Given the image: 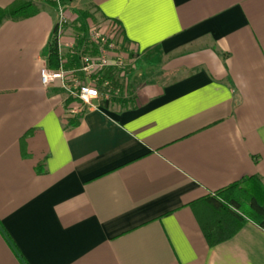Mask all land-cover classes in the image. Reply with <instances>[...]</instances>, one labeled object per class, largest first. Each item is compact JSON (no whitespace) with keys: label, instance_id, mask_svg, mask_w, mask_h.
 I'll list each match as a JSON object with an SVG mask.
<instances>
[{"label":"crops","instance_id":"obj_1","mask_svg":"<svg viewBox=\"0 0 264 264\" xmlns=\"http://www.w3.org/2000/svg\"><path fill=\"white\" fill-rule=\"evenodd\" d=\"M65 3L117 22L133 53L157 49L164 72L67 119L40 82L57 11L0 26V264H264V219L214 246L203 231L219 221L204 199L264 186V0Z\"/></svg>","mask_w":264,"mask_h":264},{"label":"built area","instance_id":"obj_2","mask_svg":"<svg viewBox=\"0 0 264 264\" xmlns=\"http://www.w3.org/2000/svg\"><path fill=\"white\" fill-rule=\"evenodd\" d=\"M46 1L55 4L58 14L55 46L60 63L57 69L43 67L40 71V82L45 88L57 85L61 89L67 103L65 109L67 119L81 117L87 111L96 110L95 101L109 100L119 92L113 90L109 80L103 76L108 70L124 74L128 66L126 57L119 51L121 45L118 46L119 42L122 43L121 29L117 23L109 21L106 22V29L94 30L88 38V45L96 46L95 53L72 50L71 55L78 56L79 65L66 69L63 67L64 56L60 39L68 20V8L65 0ZM126 50L131 54V49Z\"/></svg>","mask_w":264,"mask_h":264},{"label":"trees","instance_id":"obj_3","mask_svg":"<svg viewBox=\"0 0 264 264\" xmlns=\"http://www.w3.org/2000/svg\"><path fill=\"white\" fill-rule=\"evenodd\" d=\"M48 4L55 7V4L52 2H48ZM37 13L38 9L34 3L27 2L25 0H16L7 8L0 9V26L6 21L18 22L27 18H31ZM79 16L80 21H78ZM91 18L92 16L89 13H80L77 16V19L74 21V23L78 21V24L77 26L74 25L73 31L76 34L85 32V21ZM109 21L111 20H106V22ZM55 33L56 26L53 31L51 44L49 45L50 55L56 58ZM81 40H76L75 44L82 53H95L96 46L86 45L85 40ZM54 60L57 61L56 65L50 64L49 62L51 69H57L59 66L60 59L57 60L56 58ZM63 60V67L66 69L76 67L79 64L78 56L76 54L70 57L64 56ZM103 78L109 80L113 90H123V86L120 84L114 71H106ZM114 98L117 99L116 96ZM229 188H233L238 191L240 194L239 198L241 199L233 198V200L226 202L224 200H216L212 197H207L204 199V203L207 204L208 207H211L210 211L214 214L215 218L219 220L216 221L214 225H209V228L203 229L209 246H214L220 241L231 237L237 232L238 229H240L244 223V215H242L241 211H243V214L246 216H249V218L264 219V186L261 184L259 179L254 177L243 178L240 181L234 183ZM225 230H227V232H225Z\"/></svg>","mask_w":264,"mask_h":264},{"label":"rangeland","instance_id":"obj_4","mask_svg":"<svg viewBox=\"0 0 264 264\" xmlns=\"http://www.w3.org/2000/svg\"><path fill=\"white\" fill-rule=\"evenodd\" d=\"M31 1L36 7L42 6L43 4L48 6V1L46 0ZM80 13H82V11L72 12L71 9L68 8V20L66 23V26L68 27L66 29V34L69 37L72 36L75 41L83 39L81 41L85 40L86 45H88V38L90 34L94 30L100 28L103 30L106 29V21L95 19L94 17L87 19L85 21L86 31L76 34L73 29L74 25L77 26L78 21H80V16L78 17V21L76 23H74V21L77 19V16ZM122 45V43H118L119 51H121L126 57L128 66L123 72L124 74L116 73L119 82L123 86V90L119 91L116 97L119 100H128L133 96V92H135L136 89L141 88L145 84H151L155 81H158L163 74L162 72H164L163 70L166 62L163 60L161 57L162 55L157 49H152L150 52L137 55L136 53H133V51L131 54H129L126 50V47ZM241 213L242 215L246 216L243 214V211H241Z\"/></svg>","mask_w":264,"mask_h":264}]
</instances>
